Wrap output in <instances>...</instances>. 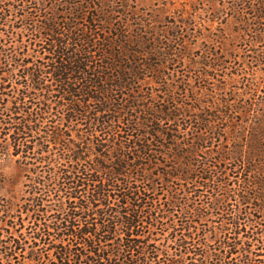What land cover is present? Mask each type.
Listing matches in <instances>:
<instances>
[{
	"label": "trees",
	"instance_id": "1",
	"mask_svg": "<svg viewBox=\"0 0 264 264\" xmlns=\"http://www.w3.org/2000/svg\"><path fill=\"white\" fill-rule=\"evenodd\" d=\"M28 2L9 1L3 15L40 54L17 59L23 85L4 130H13L15 155L35 154L30 164L46 170L63 217L53 231L35 229L29 257L28 241L2 240L0 264H148L155 251L146 234L160 223L149 177L189 183L198 147L185 131L194 129L203 147L219 135L223 113L246 109L213 83H225L221 31L185 6L161 20L130 0ZM230 11L240 32L254 25V40L264 42V0H236Z\"/></svg>",
	"mask_w": 264,
	"mask_h": 264
},
{
	"label": "rangeland",
	"instance_id": "2",
	"mask_svg": "<svg viewBox=\"0 0 264 264\" xmlns=\"http://www.w3.org/2000/svg\"><path fill=\"white\" fill-rule=\"evenodd\" d=\"M9 1L14 3L3 0L0 4V247L2 240L11 238L28 241L29 257L35 229L49 226L53 231L63 215L56 191L47 192L48 173L30 164L35 163L31 160L35 154L29 158H24V153L15 155L10 137L13 130L9 134L4 130L3 120L16 111L18 89L23 85L19 79L24 69L17 59L28 63L30 58L40 57L29 44L28 31L16 20H3V15L13 10ZM52 1L28 3L52 5ZM235 1L130 0L161 20L185 6L212 31L220 29L223 52L229 60L219 72L225 83H213L220 86L219 93L236 92L233 102L246 107L223 113L215 123L219 135L203 147L194 129L185 131L188 141L198 147L193 159L196 172L189 183L167 185L163 179L149 177L153 184L147 186L155 188L148 196L157 207L160 223L150 226L146 234L149 250L155 251L148 264H166L167 259H173L172 264H264V62L256 61L257 55L264 54V42L254 40V25L240 32L230 11ZM197 46L201 47L202 41ZM186 75L190 76L187 70L177 73ZM245 75L249 81L242 79ZM20 263L31 262L23 257L13 261Z\"/></svg>",
	"mask_w": 264,
	"mask_h": 264
}]
</instances>
